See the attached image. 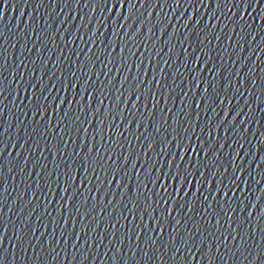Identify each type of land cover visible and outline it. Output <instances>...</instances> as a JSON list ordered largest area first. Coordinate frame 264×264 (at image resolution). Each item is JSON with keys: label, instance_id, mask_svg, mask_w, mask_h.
Returning <instances> with one entry per match:
<instances>
[{"label": "water", "instance_id": "water-1", "mask_svg": "<svg viewBox=\"0 0 264 264\" xmlns=\"http://www.w3.org/2000/svg\"><path fill=\"white\" fill-rule=\"evenodd\" d=\"M0 264H264V0H0Z\"/></svg>", "mask_w": 264, "mask_h": 264}]
</instances>
